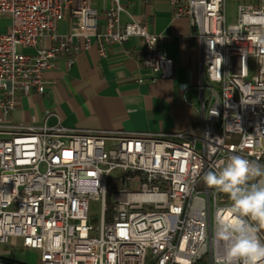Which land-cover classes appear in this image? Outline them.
Segmentation results:
<instances>
[{
    "label": "built area",
    "instance_id": "obj_1",
    "mask_svg": "<svg viewBox=\"0 0 264 264\" xmlns=\"http://www.w3.org/2000/svg\"><path fill=\"white\" fill-rule=\"evenodd\" d=\"M101 1L103 24L94 0H0L9 27L0 32V244L20 240L40 252V264H197L207 254L219 264L216 216L230 201L203 175L232 154L264 165V52L250 39L264 31V0H241L233 23L228 0H170L200 45L201 135L71 129L49 125L50 111L42 122H15L19 98L46 91L45 72L78 49L76 36L87 47L96 39L102 56L139 37L149 75L138 80L174 75L162 35L124 0ZM68 13L74 29L59 34ZM47 38L55 44L44 45ZM109 183L120 184L111 205ZM92 200L102 202L98 218Z\"/></svg>",
    "mask_w": 264,
    "mask_h": 264
},
{
    "label": "crops",
    "instance_id": "obj_2",
    "mask_svg": "<svg viewBox=\"0 0 264 264\" xmlns=\"http://www.w3.org/2000/svg\"><path fill=\"white\" fill-rule=\"evenodd\" d=\"M124 1L136 19L146 21L151 31L162 35L166 53L175 61L174 75L146 82L138 80L149 75L141 66L143 41L139 37H131L123 45H108L106 56H102L96 39L87 47L85 38L76 36L78 49L58 56L45 72L46 91L19 98L18 108L13 113L15 122L27 124L33 117L42 122L50 111L49 125L60 121L71 129L201 135L199 85L204 78L200 45L193 35L191 21L187 17L173 16L170 0ZM94 2L103 24V3ZM74 25L68 13L57 32L70 33ZM43 44L52 46L55 40L47 38ZM25 51L34 53L36 48ZM260 232L264 235V229ZM206 263L212 264V259L208 257ZM148 264L155 261L149 259Z\"/></svg>",
    "mask_w": 264,
    "mask_h": 264
},
{
    "label": "clouds",
    "instance_id": "obj_3",
    "mask_svg": "<svg viewBox=\"0 0 264 264\" xmlns=\"http://www.w3.org/2000/svg\"><path fill=\"white\" fill-rule=\"evenodd\" d=\"M250 39L264 52V31ZM203 181L230 201L216 216V238L224 245L219 264H264L259 235L264 229V165L232 154L215 171H207Z\"/></svg>",
    "mask_w": 264,
    "mask_h": 264
},
{
    "label": "rangeland",
    "instance_id": "obj_4",
    "mask_svg": "<svg viewBox=\"0 0 264 264\" xmlns=\"http://www.w3.org/2000/svg\"><path fill=\"white\" fill-rule=\"evenodd\" d=\"M241 0H228L227 1V16L228 22L233 23L236 20L237 16V7ZM8 18L5 17L0 20V32H6L9 30ZM21 49V47H19ZM216 85V84H215ZM91 179H82V184H88L91 187H95V181H86ZM120 186L119 183H109L108 190L106 194L107 202L111 205L112 192L114 189ZM91 214L94 217L98 218L101 216L102 202L100 200L91 201ZM112 215L111 207L107 210L106 219L109 220ZM40 252L37 250H31L25 248L20 240L12 239L9 243L0 244V260H6L17 264H40ZM210 258V255H204L203 258L199 261L200 264H206L207 258Z\"/></svg>",
    "mask_w": 264,
    "mask_h": 264
},
{
    "label": "trees",
    "instance_id": "obj_5",
    "mask_svg": "<svg viewBox=\"0 0 264 264\" xmlns=\"http://www.w3.org/2000/svg\"><path fill=\"white\" fill-rule=\"evenodd\" d=\"M207 264V263H206Z\"/></svg>",
    "mask_w": 264,
    "mask_h": 264
}]
</instances>
